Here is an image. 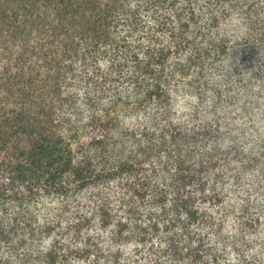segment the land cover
I'll list each match as a JSON object with an SVG mask.
<instances>
[{
    "label": "trees",
    "instance_id": "1",
    "mask_svg": "<svg viewBox=\"0 0 264 264\" xmlns=\"http://www.w3.org/2000/svg\"><path fill=\"white\" fill-rule=\"evenodd\" d=\"M262 45L264 0H0V264H264V135L174 108Z\"/></svg>",
    "mask_w": 264,
    "mask_h": 264
},
{
    "label": "rangeland",
    "instance_id": "2",
    "mask_svg": "<svg viewBox=\"0 0 264 264\" xmlns=\"http://www.w3.org/2000/svg\"><path fill=\"white\" fill-rule=\"evenodd\" d=\"M229 31L232 32L234 30ZM236 33L237 30L233 35ZM233 41L235 42L236 40ZM263 51L264 45L258 51V59L255 60L256 64L263 61ZM222 65L228 67L224 63ZM215 80L220 83L224 82L218 76L215 77ZM229 88L230 94L234 95V103L227 104L226 106L225 103L219 104L218 98L212 99V94L208 91L202 99L194 97L195 99L186 100L178 95L174 108L178 110L177 114L184 123L190 120L188 116L191 112L193 114L196 113L198 116L207 112V115L201 118L208 121L213 128L218 129L217 134L221 139L227 136H237V134H241L242 132L249 139L264 135V81L254 80L250 75L245 74L242 83L232 85ZM216 121L218 122L215 123ZM238 124H240L239 130L235 129ZM248 126H250V129ZM243 146L246 149L249 148V144L245 143Z\"/></svg>",
    "mask_w": 264,
    "mask_h": 264
}]
</instances>
